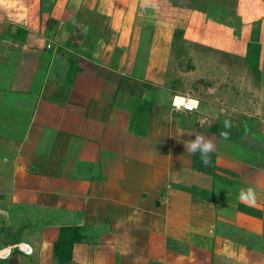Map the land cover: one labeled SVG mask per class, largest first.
I'll return each mask as SVG.
<instances>
[{
	"label": "crops",
	"instance_id": "crops-1",
	"mask_svg": "<svg viewBox=\"0 0 264 264\" xmlns=\"http://www.w3.org/2000/svg\"><path fill=\"white\" fill-rule=\"evenodd\" d=\"M243 3L239 98L235 76L198 81L201 97L174 75L186 8L0 0V264H264V2ZM196 135L207 165L184 147ZM60 226L82 230L69 252Z\"/></svg>",
	"mask_w": 264,
	"mask_h": 264
},
{
	"label": "rangeland",
	"instance_id": "rangeland-1",
	"mask_svg": "<svg viewBox=\"0 0 264 264\" xmlns=\"http://www.w3.org/2000/svg\"><path fill=\"white\" fill-rule=\"evenodd\" d=\"M165 1L171 3L172 6L178 7V4L182 8L188 9L193 12L191 15L195 14V18H197L193 23L195 33L188 31L185 37L183 31L180 30L177 35L180 41L175 39L174 42L175 45L181 46L177 59L181 64L179 62L176 63L177 67H174L173 70L174 75L180 79L181 86L183 87L187 84L188 90H193L195 96L198 93L202 97L204 94L197 89L198 81L204 82L205 87L209 81H212L214 84L218 82L226 88L232 84H228L227 77L229 78L230 76L231 81L235 76L236 84H234V89L240 95L239 98L243 97V93H248L250 87L247 83L246 87H244V81L248 82L246 80L248 78L247 75L254 76L255 74L248 66L245 67L244 65L245 56L243 55V49L248 35L242 34V29L246 23L241 17L249 15L253 17L254 9L246 8L243 0H206L207 6L205 10L191 7L195 5L194 0ZM256 8H259V5H256ZM257 13L259 12L257 11ZM193 19L189 22L192 23ZM228 41L236 44L234 54L231 53L232 45L229 47L231 52L227 50ZM184 64H186L185 69L187 71L180 70H184L182 67ZM229 65L231 66L230 68H228ZM258 85L260 84L258 83ZM251 88L254 90V86ZM256 92L261 93L259 88ZM220 95H223L227 100L226 92H222ZM224 98L221 97L219 102L224 100ZM257 102L259 104L261 101L258 99ZM220 107H222V104L218 106V108ZM51 218L50 216L45 218L43 223L50 221ZM53 218H56L55 212Z\"/></svg>",
	"mask_w": 264,
	"mask_h": 264
},
{
	"label": "clouds",
	"instance_id": "clouds-1",
	"mask_svg": "<svg viewBox=\"0 0 264 264\" xmlns=\"http://www.w3.org/2000/svg\"><path fill=\"white\" fill-rule=\"evenodd\" d=\"M194 105L198 104V102H193ZM191 110V109H189ZM231 127V123L228 120L224 121V128L229 129ZM224 139H227L229 136V132L222 131L220 134ZM186 151H189L195 154L197 151L201 154V160L205 165L210 163V159L208 157V153L213 151L214 144L212 140L205 139L202 135H196L194 140L187 142L184 144ZM240 199L247 202L249 205H253L256 202L255 192L249 187L246 191L241 189L240 191Z\"/></svg>",
	"mask_w": 264,
	"mask_h": 264
},
{
	"label": "trees",
	"instance_id": "trees-1",
	"mask_svg": "<svg viewBox=\"0 0 264 264\" xmlns=\"http://www.w3.org/2000/svg\"><path fill=\"white\" fill-rule=\"evenodd\" d=\"M194 1H195V5L193 6L190 5L191 7L200 10L206 9L207 6L206 0H194ZM177 6L181 7L178 4ZM81 231L82 230L79 227L60 226L59 235L53 245V250L58 251L60 253L69 252L73 241L83 239V233ZM57 257L58 255L55 256V263L56 262L58 263Z\"/></svg>",
	"mask_w": 264,
	"mask_h": 264
},
{
	"label": "built area",
	"instance_id": "built-area-1",
	"mask_svg": "<svg viewBox=\"0 0 264 264\" xmlns=\"http://www.w3.org/2000/svg\"><path fill=\"white\" fill-rule=\"evenodd\" d=\"M180 98L182 100L179 103H175V102L172 103L173 107H175L176 109H181L185 112H192L196 108V106L192 103L193 102L192 99L187 98L185 96Z\"/></svg>",
	"mask_w": 264,
	"mask_h": 264
}]
</instances>
